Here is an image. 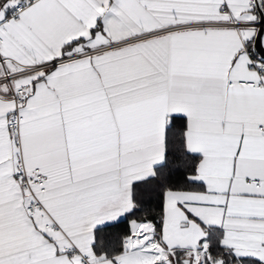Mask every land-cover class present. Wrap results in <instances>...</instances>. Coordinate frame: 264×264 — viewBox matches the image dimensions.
<instances>
[{"label":"snow or ice","instance_id":"snow-or-ice-1","mask_svg":"<svg viewBox=\"0 0 264 264\" xmlns=\"http://www.w3.org/2000/svg\"><path fill=\"white\" fill-rule=\"evenodd\" d=\"M0 264H264V0H0Z\"/></svg>","mask_w":264,"mask_h":264},{"label":"trees","instance_id":"trees-1","mask_svg":"<svg viewBox=\"0 0 264 264\" xmlns=\"http://www.w3.org/2000/svg\"><path fill=\"white\" fill-rule=\"evenodd\" d=\"M121 227H123V225H121Z\"/></svg>","mask_w":264,"mask_h":264}]
</instances>
